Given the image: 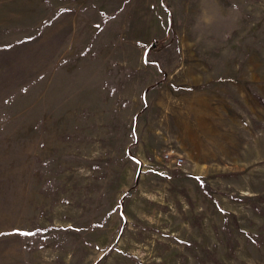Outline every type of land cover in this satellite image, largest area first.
<instances>
[{
	"label": "rangeland",
	"instance_id": "1",
	"mask_svg": "<svg viewBox=\"0 0 264 264\" xmlns=\"http://www.w3.org/2000/svg\"><path fill=\"white\" fill-rule=\"evenodd\" d=\"M0 264H264V0H0Z\"/></svg>",
	"mask_w": 264,
	"mask_h": 264
},
{
	"label": "trees",
	"instance_id": "2",
	"mask_svg": "<svg viewBox=\"0 0 264 264\" xmlns=\"http://www.w3.org/2000/svg\"><path fill=\"white\" fill-rule=\"evenodd\" d=\"M172 25H173V22H172V20H171V18H170V26L172 27Z\"/></svg>",
	"mask_w": 264,
	"mask_h": 264
}]
</instances>
